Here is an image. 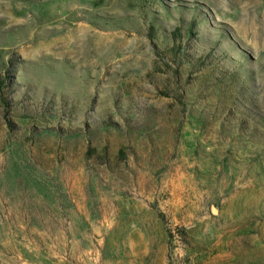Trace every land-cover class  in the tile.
Segmentation results:
<instances>
[{
    "label": "rangeland",
    "instance_id": "1",
    "mask_svg": "<svg viewBox=\"0 0 264 264\" xmlns=\"http://www.w3.org/2000/svg\"><path fill=\"white\" fill-rule=\"evenodd\" d=\"M0 77V264H264V0H0Z\"/></svg>",
    "mask_w": 264,
    "mask_h": 264
},
{
    "label": "trees",
    "instance_id": "2",
    "mask_svg": "<svg viewBox=\"0 0 264 264\" xmlns=\"http://www.w3.org/2000/svg\"><path fill=\"white\" fill-rule=\"evenodd\" d=\"M152 32V31H151ZM149 31L148 34V37L150 38V41L152 43V46H153V50L155 51V53L157 54V56L159 58H163V56H165V54H167V51H162L160 49V47L153 41V33H151ZM193 34V31H192V25L189 24L188 27L186 28L185 30V36H186V39H189V37H191ZM165 39H167L168 43L170 44L168 46V52L170 53V56H175L176 55H179V50H180V44L182 43V39H183V35H182V27L180 25H177L173 28V30L166 34V36H164ZM178 50V52H177ZM4 79L3 77H0V97L2 98V103L3 105L5 106V113H7V108L10 106L9 105V100L7 99L6 96H3V91H2V88L4 86ZM7 122L9 124V126L11 127L12 123H11V120H9L7 118Z\"/></svg>",
    "mask_w": 264,
    "mask_h": 264
}]
</instances>
